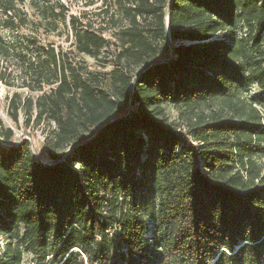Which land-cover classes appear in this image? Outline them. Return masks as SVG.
I'll return each instance as SVG.
<instances>
[{"label":"trees","instance_id":"obj_1","mask_svg":"<svg viewBox=\"0 0 264 264\" xmlns=\"http://www.w3.org/2000/svg\"><path fill=\"white\" fill-rule=\"evenodd\" d=\"M124 4L107 91L41 43L70 35L78 55L97 59L109 41L85 12L0 0L11 116L54 128L44 163L0 121V264L25 252L36 264H264V0ZM251 85L261 94L244 96Z\"/></svg>","mask_w":264,"mask_h":264},{"label":"rangeland","instance_id":"obj_2","mask_svg":"<svg viewBox=\"0 0 264 264\" xmlns=\"http://www.w3.org/2000/svg\"><path fill=\"white\" fill-rule=\"evenodd\" d=\"M69 8V14L79 16L80 13H86V22L93 25V28H102L101 36L109 41V45L101 51L97 59L90 58L86 55H78L73 45V39L69 35L68 41L65 39V35L61 37L56 35H49L48 37L40 36L42 44H46L48 40L54 41L57 45H60L64 51L70 53V57L74 58L79 65L87 72L98 76V85L104 90L110 91L109 75L115 65V57L119 50L117 49V39L119 38L120 30L127 26L128 19L123 14V8L130 5L124 4V0L121 3L118 0H97L92 6L84 7L83 0H59ZM167 1V0H164ZM106 12V13H103ZM142 27L152 26L151 22H145L137 19ZM26 33V32H25ZM138 68H132V73L137 72ZM24 92V91H23ZM12 91L6 88L0 83V121L4 128L11 129L14 133V142L22 140H29L32 145L33 152L41 162H49V158L46 154V147L52 139L53 125L43 121L36 124L34 114L28 123L25 122V117L21 111H18L16 120L11 116V112L8 108V98L11 96ZM261 94L255 85H251L248 92H243L244 96H258ZM165 113L170 121H174L183 126L186 122L184 117H181L180 113L174 110L170 105L165 106ZM264 114V111H263ZM6 146V144H3ZM258 166L264 170V155L257 159ZM155 199L147 197L144 210L145 216L144 222L148 226L149 232L147 237L152 235V203ZM109 238H115L116 233L108 232ZM7 240L0 236V253L5 249ZM22 264H36V257L30 252H25L22 257ZM49 264V263H47Z\"/></svg>","mask_w":264,"mask_h":264},{"label":"water","instance_id":"obj_3","mask_svg":"<svg viewBox=\"0 0 264 264\" xmlns=\"http://www.w3.org/2000/svg\"><path fill=\"white\" fill-rule=\"evenodd\" d=\"M36 156V155H35Z\"/></svg>","mask_w":264,"mask_h":264}]
</instances>
